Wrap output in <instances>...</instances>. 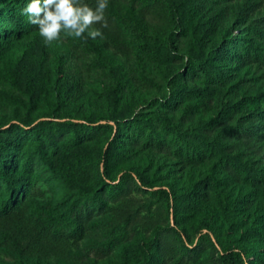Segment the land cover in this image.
<instances>
[{
	"label": "trees",
	"instance_id": "trees-1",
	"mask_svg": "<svg viewBox=\"0 0 264 264\" xmlns=\"http://www.w3.org/2000/svg\"><path fill=\"white\" fill-rule=\"evenodd\" d=\"M224 1L129 0L125 10L108 4V27L100 23L95 27L125 32L122 40L106 31L105 36L115 48L132 46L139 56L165 68L163 91L162 83L134 68L138 84L162 91L147 107L126 99L121 69L109 67L106 73L113 80L105 94L107 115L92 113L83 122L56 116L34 120L31 113L43 91L42 70L26 57L21 59L12 76L19 93L0 90L8 103L29 107L25 115L0 126V223L7 224L0 230L2 241L27 256L30 247L47 237L80 238L96 227V216L112 211L119 216V204L124 205L132 189L153 187L144 169L125 164L135 152L147 150L171 156L184 168L206 167L208 173L185 192L172 189L173 217L167 225L156 226L149 237H136L124 247L127 264L186 262L200 255L194 243L200 234L208 237L226 264H264L260 247L226 245L208 215L210 199H217L218 189L229 180L252 191L234 202L217 199L227 221L232 208L252 204L264 190V93L248 95L234 86L236 66L264 61V30L248 19L247 7L241 5L236 22L245 30L232 37L231 30L223 27V12L218 11ZM86 2H94L93 9L97 6V0ZM27 3L0 0V49L7 42L39 34L38 27L21 14ZM196 10L202 16L194 23ZM152 13L169 26L151 28ZM219 26L224 34L213 41L210 33ZM83 35L86 39H74L99 52L100 46L87 32ZM75 69L80 73V68ZM62 74L78 85L79 78L70 79L71 72ZM177 111H182L179 119L174 116ZM58 190L63 195L54 203L50 194ZM23 205L30 210L33 230L18 222ZM196 212L201 218L188 231L182 224L188 213ZM247 234L264 241L260 229H247Z\"/></svg>",
	"mask_w": 264,
	"mask_h": 264
},
{
	"label": "rangeland",
	"instance_id": "rangeland-1",
	"mask_svg": "<svg viewBox=\"0 0 264 264\" xmlns=\"http://www.w3.org/2000/svg\"><path fill=\"white\" fill-rule=\"evenodd\" d=\"M81 3L87 4L85 0H81ZM93 3L87 5L94 7L96 4ZM109 3L125 10L129 0H107V4ZM241 5L247 7L248 19L264 30V0H225L218 8L219 12H223L224 29H230L232 37L243 35L244 26L236 22L237 9ZM201 16L202 11L196 10L194 23ZM148 17L149 25L153 29L161 30L169 26L164 18L155 13L149 14ZM223 27H216L210 33L213 41L222 38ZM90 28L98 29L94 24ZM105 31L108 36H116L119 40L127 36L120 30L108 28ZM105 31H101L102 37L93 39L94 43L100 46L99 52L82 47L73 35L66 34V30H62L61 37L50 44L44 42L40 33L5 43L0 49V90L19 93L14 89L12 76L16 65L26 57L27 62L41 67L40 78L44 81L41 96L34 112L31 113L34 120L56 116L83 122L84 118L92 113L107 115L105 94L109 82L113 80L111 75L106 73L109 67L121 69L120 82L126 88L127 100L134 99L140 107L149 106L154 97H160L166 88L163 77L165 68L139 56L132 46L120 45L119 49L115 48L109 37L105 36ZM261 45L264 49V39L261 40ZM76 66L80 68V73L76 72ZM134 68L144 71L162 83V91L138 84L133 76ZM63 70L71 72L73 78L70 79L79 78L78 85L68 81V74H62ZM235 73L234 86L238 90L254 96L264 93L263 60H253L236 66ZM24 100L29 101V97L25 96ZM7 101L4 95H0V126L16 120L18 114L25 115L29 108L19 107L17 103L10 104ZM197 113L207 117V114ZM181 114L182 111L175 112V119H179ZM185 124L188 125L189 122ZM125 164L127 167L137 166L144 169L153 187H147L146 190L132 189L124 199V205L119 204V208H122L119 210V216L115 214L116 211L96 216V227L80 238L60 240L47 237L41 245L30 247L26 252L27 256H22L0 239V264H127L122 253L124 247L136 237H149L156 226L167 225L169 217H173V208H170L173 205L172 189L185 192L208 173L206 167L184 168L171 156L147 150L135 152ZM165 191L168 192L169 198L166 197ZM251 191L242 183L229 180L218 189L217 199L234 202ZM50 195L52 202L56 203L63 192L52 191ZM217 199H210L208 215L211 216L212 225L222 241L234 247H260L264 255V241H256L253 236L247 234V229L251 228L260 229L264 233V190L255 196L252 204L239 203L232 208L230 221L221 213ZM20 212L19 224L26 230L35 229L28 206L23 205ZM200 218V213H188L182 226L190 231L191 226ZM4 227H7V224L0 223V230ZM24 242L27 243L28 240L24 239ZM194 243L199 246L200 255L180 264H226L208 237H202L200 234L194 238ZM217 249H221V246L217 245ZM165 264L175 263L174 260H168Z\"/></svg>",
	"mask_w": 264,
	"mask_h": 264
},
{
	"label": "clouds",
	"instance_id": "clouds-1",
	"mask_svg": "<svg viewBox=\"0 0 264 264\" xmlns=\"http://www.w3.org/2000/svg\"><path fill=\"white\" fill-rule=\"evenodd\" d=\"M107 7V0H97L94 9L81 0H29L21 14L27 17L29 24L38 27L44 42L50 44L61 37L62 30L81 39H86L85 32L92 39L102 37L99 29L90 26L100 23L102 27H108Z\"/></svg>",
	"mask_w": 264,
	"mask_h": 264
}]
</instances>
